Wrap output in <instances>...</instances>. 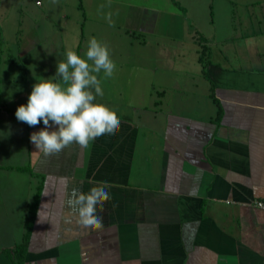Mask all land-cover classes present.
Masks as SVG:
<instances>
[{
    "label": "crops",
    "instance_id": "1",
    "mask_svg": "<svg viewBox=\"0 0 264 264\" xmlns=\"http://www.w3.org/2000/svg\"><path fill=\"white\" fill-rule=\"evenodd\" d=\"M163 14L143 13L139 29L149 21L151 33L174 40L158 28ZM198 64L205 95L153 89L136 99L133 117L118 97L108 105L117 134L57 155L30 141L42 121L29 127L3 107L15 133L0 146V264H18L13 250L37 196L22 264H264V210L253 205L264 201V68ZM101 185L110 196L104 226L84 229L67 194Z\"/></svg>",
    "mask_w": 264,
    "mask_h": 264
},
{
    "label": "rangeland",
    "instance_id": "2",
    "mask_svg": "<svg viewBox=\"0 0 264 264\" xmlns=\"http://www.w3.org/2000/svg\"><path fill=\"white\" fill-rule=\"evenodd\" d=\"M159 9L164 14L158 28L170 29L174 40L151 33L149 21L146 30L139 29L141 15L150 18ZM92 37L108 46L117 66L112 78L102 79L104 95L97 102L123 103L133 117L136 99L153 89L205 95L208 83L198 71L203 48L211 62L223 66L264 68V0H0L3 151L15 133L6 109L26 104L22 94L55 76L67 50L83 56ZM182 47L187 53L179 58L175 50Z\"/></svg>",
    "mask_w": 264,
    "mask_h": 264
},
{
    "label": "clouds",
    "instance_id": "3",
    "mask_svg": "<svg viewBox=\"0 0 264 264\" xmlns=\"http://www.w3.org/2000/svg\"><path fill=\"white\" fill-rule=\"evenodd\" d=\"M109 23L114 26L110 17ZM65 56L57 62L55 76L37 81L27 103L15 111L16 119L29 127L43 122L45 127L31 133L30 141L45 156L57 155L73 144L87 148L103 135L117 134L121 125L115 110L97 102V97L104 95L102 79L112 78L117 70L108 46L92 37L83 56L71 49ZM53 126L55 130H50ZM67 183L66 178H61V184ZM109 199L103 185L87 193L72 187L66 206L78 217L77 223L82 228L101 229L104 225L100 213Z\"/></svg>",
    "mask_w": 264,
    "mask_h": 264
},
{
    "label": "trees",
    "instance_id": "4",
    "mask_svg": "<svg viewBox=\"0 0 264 264\" xmlns=\"http://www.w3.org/2000/svg\"><path fill=\"white\" fill-rule=\"evenodd\" d=\"M203 47H205L203 45ZM205 51H206V48H203V53L202 55L199 57V61L203 64V65H206L208 63H210V59H208L206 56H205ZM38 203V196L35 198L33 204L31 205V208H30V211H31V215L29 217V219H27L26 221V225H27V233L25 235V238H24V241L17 245L16 249L13 250L15 253H16V256H17V263L18 264H22V260H23V254L25 253L26 251V247H27V242H28V237H29V232H30V222L32 220V216H34V210H35V207Z\"/></svg>",
    "mask_w": 264,
    "mask_h": 264
},
{
    "label": "built area",
    "instance_id": "5",
    "mask_svg": "<svg viewBox=\"0 0 264 264\" xmlns=\"http://www.w3.org/2000/svg\"><path fill=\"white\" fill-rule=\"evenodd\" d=\"M253 205L258 209L264 210V201H256Z\"/></svg>",
    "mask_w": 264,
    "mask_h": 264
}]
</instances>
